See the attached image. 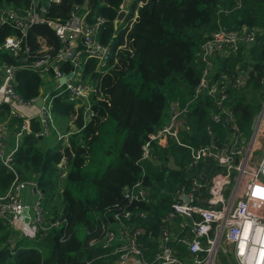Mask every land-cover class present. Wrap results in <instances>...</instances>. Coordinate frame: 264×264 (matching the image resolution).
Segmentation results:
<instances>
[{
	"label": "trees",
	"instance_id": "trees-1",
	"mask_svg": "<svg viewBox=\"0 0 264 264\" xmlns=\"http://www.w3.org/2000/svg\"><path fill=\"white\" fill-rule=\"evenodd\" d=\"M31 2L0 0V10L6 5L28 9ZM84 2L63 0L61 5L48 7L47 17L66 20L72 5ZM123 2L89 0L88 22L92 23L94 16L108 20L100 42H112L113 48L105 73L96 70L97 62L83 59L84 78L88 77L104 98L92 101L90 111L94 115L86 119L85 106L77 108L67 95L56 97L53 101L56 120L61 121L63 128L72 122L78 132L70 136L67 144L58 141L47 149L43 146L46 138L27 136L15 155L21 178L35 181L43 192L48 218L53 217V221L65 218L68 223L30 240L0 219V264H100L98 258L105 252L90 246L92 237L86 231L96 226L95 213L126 203L123 192L141 179L142 168L146 171L144 185L151 203L132 205V209L148 212L147 220L139 222L142 227L160 230L171 210L175 191L190 185L185 173L190 151L174 141L155 144L158 164H141L143 147L150 134L169 123V107L174 101L193 102L187 118L191 132L182 136L185 144L198 147L209 142L206 127L215 112L216 99L207 93L196 98V88L204 68L200 60L202 45L221 28L238 31L247 26L263 30L252 46H242L238 53L218 55L213 74V81H220L223 75L233 80L241 72H255L256 76L249 79L245 88L229 94L241 129L249 127L258 114L264 99V0H136L124 20L126 26L116 29L115 21ZM136 12L137 19L129 27ZM115 33L119 36L114 40ZM18 35L11 25L1 26L0 40ZM40 36L56 50L62 47L47 25L35 26L28 35L31 60L39 57ZM127 40L128 48L119 49ZM20 60L21 55L0 52V66H16ZM72 68L68 62L63 65L68 75ZM16 81L17 94L27 102L42 94L55 95L49 85H58L54 74L46 78L30 69L18 71ZM77 111L79 117L74 120ZM10 112L8 105H2L0 120H9ZM15 123L12 121V126ZM217 131L223 139L222 125ZM170 157H174L181 172L168 169ZM206 166L204 163L200 168ZM14 181V175L0 162V197ZM28 243L37 247L28 248Z\"/></svg>",
	"mask_w": 264,
	"mask_h": 264
},
{
	"label": "built area",
	"instance_id": "built-area-1",
	"mask_svg": "<svg viewBox=\"0 0 264 264\" xmlns=\"http://www.w3.org/2000/svg\"><path fill=\"white\" fill-rule=\"evenodd\" d=\"M62 3L63 0H32L28 9L0 10V30L3 25H11L19 34L0 40V52L21 55L19 65L0 66V107L8 105L11 110L8 122L0 120V162L15 177L8 192L0 197V219L6 220L13 229H20L30 240L68 222L65 218L54 221L53 217L48 218L43 206V192L35 181L21 179L15 155L25 137L46 138L51 136V128L57 130L53 112L56 97L67 95L68 101L77 104V108L85 106L88 118L94 115L90 111L92 101L104 98L89 78H84L83 59L97 62L96 70L105 73L113 51L112 42H100L108 20L94 16L92 23L88 22L89 0L74 3L66 20L48 18V7ZM121 13L125 14V20L131 13L130 8L123 4L118 16ZM136 19L137 12L128 26L132 27ZM43 25L54 31L62 47L56 50L40 36L39 57L31 60L30 29ZM257 31L259 29L247 26L238 31L221 28L202 45L200 60L204 68L196 98L207 93L216 99L215 112L206 127L209 142L198 147L185 144L182 136L191 132L187 118L193 102L174 101L169 107V123L149 135L139 161L141 164H158L156 147L153 146L174 141L190 151V162L185 169L190 185H183L175 191L171 210L163 219L160 230H147L139 222L147 220L148 212L132 209V205L151 203V195L144 185L146 171L142 168L141 179L123 192L126 203L95 213L96 226L86 231L92 237L90 246L105 252L98 258L100 264H231V261L264 264V101L261 102V113L254 117L249 127L241 129L229 93L247 84V74L241 72L233 80L223 75L220 81H213L216 57L227 52L238 53L242 46L252 45ZM118 36L115 33L112 39ZM127 43L128 40L119 49H127ZM67 62L73 67L72 76L63 85L60 81L68 76L63 71ZM23 69L33 70L46 78L54 74L58 82L53 89L55 95L42 94L39 98L24 101L16 92V74ZM39 100H42L40 106ZM78 117L77 111L73 119ZM34 118L40 122L39 134L30 130V121ZM12 121L17 123L12 126ZM219 125L224 128L223 139L218 136ZM249 131L252 134L248 140ZM77 132L70 122L66 133L57 130L59 141L67 144L70 136ZM221 146L227 156L223 155ZM210 162V167L200 170L201 165ZM27 189L37 199L33 205L22 196ZM26 210L29 223L25 222Z\"/></svg>",
	"mask_w": 264,
	"mask_h": 264
},
{
	"label": "rangeland",
	"instance_id": "rangeland-1",
	"mask_svg": "<svg viewBox=\"0 0 264 264\" xmlns=\"http://www.w3.org/2000/svg\"><path fill=\"white\" fill-rule=\"evenodd\" d=\"M136 0H126V2H127V4H130V6H131V4L132 3H134ZM2 22V17H1V15H0V23ZM120 27H125L126 26V24L123 22V23H121L120 25H119ZM246 27V26H245ZM214 33H216V31L214 32ZM213 33V34H214ZM263 33V30H259V31H257V33L255 34V38L257 39V37L260 35V34H262ZM212 34V35H213ZM255 43V42H254ZM253 43V44H254ZM250 46H252V45H249V47ZM225 55H227V54H225ZM224 56V55H223ZM214 65H215V63H214ZM215 70H216V66H215V69H214V72H215ZM214 72H213V74H214ZM246 74H247V77H248V81H249V79L251 78V76H250V71H244ZM256 76V75H255ZM252 77H254V76H252ZM248 81H247V84H248ZM246 84V85H247ZM246 85L244 86V87H241V89H243V88H245L246 87ZM50 86V89H54V87H55V84L54 85H49ZM1 88V87H0ZM52 89V90H53ZM250 96H253V94H250ZM261 101H264V99H262ZM261 111H262V108H261V105H260V108H258L257 109V112H258V115L261 113ZM85 118L86 119H88V115L86 114L85 115ZM6 122H8V120L6 121ZM55 125H56V128H57V130H60L61 132H63L62 134H64V133H66V129H67V131L69 130V128H70V121L68 122V124L67 125H65V127L64 128H66V129H64L63 127H62V124H61V121L60 120H56V123H55ZM247 128V127H246ZM262 128L264 129V124H263V126H262ZM57 130L56 129H53V128H51V136L50 137H46V139L44 140V142H43V146H44V148L45 149H47V148H52V147H54L57 143H58V141H59V135H58V133H57ZM251 134H252V131H249L248 132V134L246 135V138L249 140L250 139V137H251ZM260 155V152H258V154H257V156H259ZM154 161H157V160H154ZM22 179V178H21ZM23 181H25V182H30L29 180H24V179H22ZM29 191H30V189H28ZM36 198V197H35ZM30 205H33V203L32 204H30ZM20 232H21V230H20ZM22 233V232H21ZM10 243L12 244V246H14V242L11 240L10 241ZM28 248H36L37 247V245H35L34 243H28V246H27ZM222 264H228V263H226V262H223ZM231 264H236L235 263V261H231Z\"/></svg>",
	"mask_w": 264,
	"mask_h": 264
},
{
	"label": "water",
	"instance_id": "water-1",
	"mask_svg": "<svg viewBox=\"0 0 264 264\" xmlns=\"http://www.w3.org/2000/svg\"><path fill=\"white\" fill-rule=\"evenodd\" d=\"M124 17H125V14H124V13H121V14L118 16V19L115 21V27H116V29L118 28L120 22L124 20ZM249 74H250L251 77L256 75L255 72H250ZM71 76H72V73H70L66 78L62 79V80L60 81V83L64 85L65 82L67 81V79H70ZM260 80H261V79H260ZM261 81H262V80H261ZM41 104H42V100H39V101H38V105L40 106ZM30 130H31V132H32L33 134H39V133L41 132L40 122L37 121L35 118L32 119V120L30 121ZM39 138L43 139L42 137H39ZM221 147H222V146H221ZM222 149H223V147H222ZM223 150H224V149H223ZM223 155H224V156H227V153H226L225 150L223 151ZM237 162H238V161H236V163H237ZM168 169L171 170V171H177V172H181V171H182V168L179 167V166L176 164L174 157H170V158H169ZM186 199L188 200V198H186ZM24 216H25V222H26V223H29L30 219H29V213H28V210H26V211L24 212Z\"/></svg>",
	"mask_w": 264,
	"mask_h": 264
},
{
	"label": "crops",
	"instance_id": "crops-1",
	"mask_svg": "<svg viewBox=\"0 0 264 264\" xmlns=\"http://www.w3.org/2000/svg\"><path fill=\"white\" fill-rule=\"evenodd\" d=\"M123 4L126 8H128V9L130 8V4H127L126 0H124ZM3 9L11 12V11H15V9H19V8H16L15 6H12V5H6L3 7ZM1 86H2V79H0V87ZM211 165H212V162L208 163L207 167H210ZM200 170H206V168L205 169L200 168ZM22 196H23L24 200L29 204H32V203L35 204L37 201V199L33 197V194L28 189L22 192ZM17 231H19L20 235L23 236V233L20 232V229H17Z\"/></svg>",
	"mask_w": 264,
	"mask_h": 264
}]
</instances>
